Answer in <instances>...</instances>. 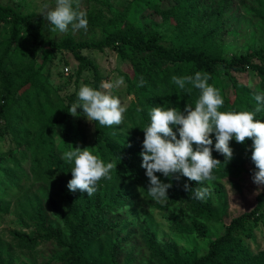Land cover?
I'll use <instances>...</instances> for the list:
<instances>
[{
	"label": "trees",
	"instance_id": "obj_1",
	"mask_svg": "<svg viewBox=\"0 0 264 264\" xmlns=\"http://www.w3.org/2000/svg\"><path fill=\"white\" fill-rule=\"evenodd\" d=\"M161 1L150 6L133 0L122 11L104 1L109 16L102 9L85 12L88 24L100 28L98 41H75L70 32L53 40L44 35L43 22L35 13H24L0 2V141L8 143L7 150L0 153V215L9 213L14 203L21 213L18 220L30 229L12 232L10 244L0 239V264H19L11 249L32 253L49 242L57 248L51 258L55 264L135 261L129 255L121 256L125 241H114L111 231L119 226L126 229L125 224L111 223V218L128 202L154 201L147 191L149 180L140 155L142 129L150 125L151 109L173 106L183 111L186 104L194 108L200 96L198 89L190 94L179 89L172 82L173 76L207 74L208 83L219 89L224 99L219 111L255 110L254 97L264 92V0H171L166 8H162ZM236 5L255 19L258 45H246L242 52L228 56L223 42L229 31L226 16ZM148 9L151 12L145 13ZM85 49L109 50L118 56L125 69L122 77L126 94L132 97L121 125L92 123L90 143L80 120L68 113L78 99L77 86L85 72L90 75L82 79L86 86L105 91L100 89L103 76L97 65L81 53ZM62 52H69L77 65L70 75L62 69L56 71L60 83L55 85L54 61ZM60 61L67 65L63 58ZM240 74H248L246 83L238 80ZM141 78L144 83L139 86ZM69 83L76 84V89L64 96L61 92ZM255 118L262 121L264 111ZM211 138L212 155L221 163L213 169L215 180L208 183L214 186L226 178L252 175L255 165L251 139L244 144L232 139L229 144L234 155L227 163L214 150L215 135ZM77 145L89 147L105 163L117 164L111 180L100 181L92 196L67 187L74 165L62 157ZM156 175L172 187L164 199L166 203L153 206L160 210L184 206L186 222H173L171 229L179 235L207 240V249L200 254L198 249L161 245L141 227V240L148 252L146 264H264V246L257 244L258 232L264 238V188L249 212L222 224V233L211 239L205 226L221 223L226 212L219 188L214 207L208 199H194L184 188L185 184L201 188L204 183L183 176L177 180ZM29 186H35L37 192L29 193ZM48 213L58 222L57 227L51 225Z\"/></svg>",
	"mask_w": 264,
	"mask_h": 264
},
{
	"label": "clouds",
	"instance_id": "obj_2",
	"mask_svg": "<svg viewBox=\"0 0 264 264\" xmlns=\"http://www.w3.org/2000/svg\"><path fill=\"white\" fill-rule=\"evenodd\" d=\"M41 14L48 22L50 32L87 30V15L79 10V0H55V7L49 9L45 5ZM208 80L209 76L200 72H196L194 76H173L172 82L179 89L189 94L193 89L200 91L195 107L186 104L182 111L173 106L167 109L159 106L153 107L149 112L151 122L142 129L144 140L140 155L141 167L146 170L149 180L147 191L154 201L168 198V190L172 187L171 183L162 182L156 173L177 180L183 176L196 183L215 180L213 169L221 161L212 155L211 134L215 135L216 140L214 150L223 155L227 163L234 155L229 142L235 139L237 143L244 144L251 139V160L255 165L251 179L258 186L257 190L264 186V122L255 118L264 111V92L255 95L257 106L254 111H219L224 105V99L220 90L210 85ZM123 82V77L115 83L102 82L100 89L105 91L82 86L77 94V101L71 105L68 113L74 117L83 115L89 122H98L100 126L121 125L127 109L110 90ZM143 83L141 78L139 86ZM77 109H83V112L78 113ZM62 158L74 165L68 189L72 192H86L87 196L95 194L100 181L111 180V171L117 169V164L105 163L89 147L72 146L71 150L63 153ZM184 188L194 199L200 201H204L209 195L206 187L190 188L185 184Z\"/></svg>",
	"mask_w": 264,
	"mask_h": 264
},
{
	"label": "rangeland",
	"instance_id": "obj_3",
	"mask_svg": "<svg viewBox=\"0 0 264 264\" xmlns=\"http://www.w3.org/2000/svg\"><path fill=\"white\" fill-rule=\"evenodd\" d=\"M104 1L108 3L116 10L122 11L131 1L133 0H79V10L88 12L89 10L98 11L102 9L106 16H109L107 6L104 5ZM148 2V5L152 6L156 0H142ZM2 4H7L20 9L24 13H35L41 18L43 22V33L46 37L53 40H58L61 36L68 32L74 37L75 41H98L101 38V31L99 27H93L88 24L87 30L81 29L79 31L69 30L67 33L50 32L48 30L47 23L44 19L42 11L45 10V5L49 9L55 7V0H0ZM172 4L171 0H162L160 5L162 8L168 7ZM160 6V7H161ZM151 10H145V13H150ZM229 23V31L223 37L224 47L228 53V56L234 53L242 52L246 45L257 46L258 45V29L255 19H253L241 5H236L230 14L227 16ZM156 21L160 20L159 16H154ZM81 53L86 56L89 60L93 61L100 70L103 76V82L115 83L119 78L122 77L124 67L122 62L116 54L109 50L99 52L96 50H82ZM63 58L67 61V65H64L61 60ZM54 69L52 80L55 85H58L60 80L56 76L55 72L62 69L64 74H73V70L76 68L77 62L69 52L57 53L54 61ZM65 66L68 69L65 72ZM89 73L85 72L84 76L78 83V90L82 86H86L82 82V79L88 78ZM239 81L246 83L249 79L248 74L237 75ZM124 81V79H123ZM63 83H65L62 80ZM67 84V83H66ZM76 84L69 83L64 86L61 94L66 96L74 92ZM125 82L111 89L112 95L118 97L121 100V105L126 107L131 100V96H128L125 91ZM78 113H82L83 109H77ZM74 117V116H73ZM75 120H80L81 126L86 130L88 134V143L92 141V122H89L83 115L74 117ZM77 118V119H76ZM264 122V119L262 120ZM8 143L0 141V153L7 150ZM249 171V163L246 166ZM252 176V175H251ZM251 176L247 173L241 177H231L222 180L220 183L214 186L206 182L201 188H208L209 195L206 199L210 200L212 204L217 206V192L216 189L220 190L223 194L224 204L226 205V212L222 218L221 223H209L205 226L209 233V238H214L222 233V224H228L231 219L249 212L256 204V197L263 191L264 186H260V190H257L251 179ZM29 186L27 190L29 193L37 192L36 187ZM164 205L166 201L161 199L159 201H148L144 199L128 202L126 207L122 208L119 213L111 218V223L124 222L125 228L122 229L120 226L116 227L111 231V237L114 241L123 239L125 241L123 248L121 249V256L124 258L126 255L131 256L133 261L132 264H146L148 252L141 240V227H145L149 232L153 234V238L157 243L174 244L182 250H193L198 249L199 253H203L207 249V240L202 238H195L188 235H179L171 229L173 222H186L187 211L184 206L173 205L166 207L162 210L154 207V203ZM49 218L51 219V225L53 227L58 226V222L52 217L50 213ZM19 210L13 203L10 212L7 214L0 215V239L5 243L10 244L12 240V232L24 231L29 232L30 229L26 228L19 220ZM257 244L261 247L264 246V238L261 234L257 233ZM254 248V245H252ZM14 248V247H13ZM56 246L52 243H44L37 247L32 253L25 251H19L17 248L11 249V254L15 261L19 264H46L51 261L53 255L56 254ZM122 257L120 260L122 261ZM14 264H17L14 262Z\"/></svg>",
	"mask_w": 264,
	"mask_h": 264
},
{
	"label": "built area",
	"instance_id": "obj_4",
	"mask_svg": "<svg viewBox=\"0 0 264 264\" xmlns=\"http://www.w3.org/2000/svg\"><path fill=\"white\" fill-rule=\"evenodd\" d=\"M67 71V69H65V72Z\"/></svg>",
	"mask_w": 264,
	"mask_h": 264
}]
</instances>
